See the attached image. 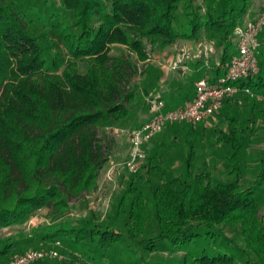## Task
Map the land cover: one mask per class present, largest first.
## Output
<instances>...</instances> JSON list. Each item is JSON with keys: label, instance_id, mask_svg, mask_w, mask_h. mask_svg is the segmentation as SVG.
Listing matches in <instances>:
<instances>
[{"label": "trees", "instance_id": "trees-1", "mask_svg": "<svg viewBox=\"0 0 264 264\" xmlns=\"http://www.w3.org/2000/svg\"><path fill=\"white\" fill-rule=\"evenodd\" d=\"M48 2L0 0V232L24 224L43 208L58 222L70 213L73 199L97 187L108 162L98 130L134 117L129 106L135 101L132 80L138 68L129 55H112L113 47L127 48L144 63L145 42L154 50L165 49L178 41L198 42L206 33L224 47L214 68L217 80L236 54L235 28L254 0H204L202 5L196 0ZM255 56L258 74L238 85L264 97V59ZM162 77L161 70L150 67L145 91L155 92ZM194 97L195 92L191 101ZM253 111L264 119L259 108ZM185 125L192 133L193 126ZM195 132L200 135L199 129ZM249 135L236 119L224 133L232 150L233 180L194 174L192 144L182 177L161 172L147 192L130 183V197H121L110 218L123 231L90 217L50 228L39 241L81 251L92 264H104V257L126 242L141 249L133 264H264L263 158L251 184L241 183ZM150 219L157 235L145 239ZM13 247L5 243L0 249V264ZM123 250L132 253L127 246ZM163 252L182 256L175 263L147 258Z\"/></svg>", "mask_w": 264, "mask_h": 264}, {"label": "rangeland", "instance_id": "rangeland-1", "mask_svg": "<svg viewBox=\"0 0 264 264\" xmlns=\"http://www.w3.org/2000/svg\"><path fill=\"white\" fill-rule=\"evenodd\" d=\"M48 1V5L53 2L59 5L60 0ZM203 1L196 0V3L202 5ZM262 3L263 0H254L249 17H253L259 13ZM44 31L45 29L42 27L38 30L39 33H43ZM198 42H202L203 44L208 43L209 51L205 57L198 58L199 56L196 50ZM198 42H188L186 44L188 49L191 48L190 51L193 60L187 62L189 69L184 74H180L177 70L172 69V66L178 63L179 53L183 49V41H178L171 47L156 50L152 49L151 45L145 42L149 60H146L144 63L140 62L135 54L129 53L127 48L113 47L111 51L112 55H129L131 61L138 68L132 80V86L135 88L136 93L135 101L129 106L133 114L135 112L134 117L125 121L113 122L109 126L98 130L97 137L105 147L108 162L99 174L97 187L82 194L79 198L73 199L70 213L64 219L53 222L49 209L43 208L35 212L24 224L7 227L0 232V249L5 243L14 244V247L7 255V259L3 262L4 264L8 262L9 257L13 254L24 253L31 249L48 250L54 247L57 248L52 242H40L39 236L45 234L48 229L58 227L62 223L76 225L80 220L93 217L94 221L99 224H112L115 229L123 231L121 223L116 221L112 222L110 218L113 216L121 197L123 195H126L128 198L130 197L127 193L130 183H133L135 186L139 185L147 192L153 189L160 181L159 176L161 172L173 177H182L185 173V162L188 157L190 145L192 144L195 151L194 162L192 163L194 174H209L214 181L227 182L233 180V175L230 173L233 165L229 160L232 150L229 149L225 142L226 139L223 137L224 131L228 133L231 128L229 119L228 124L221 123L217 126L205 128L204 131L199 125L196 127L193 126L192 133L190 134H187V130H184L185 124L169 126L153 139L155 141V148L146 152V159L137 174H131L118 166L126 158L129 144L126 137L114 132L119 128H137L139 126V119L135 118V115L138 110H143L145 95L147 93L145 91L146 72H148L149 68L154 67L163 72V77L158 83L157 91L164 90L162 94L167 95L170 92L178 93L179 91L194 89V76L198 72L199 67L203 66L201 72H209L220 63L224 54V47L218 44V39L203 33ZM255 52L257 56L259 55L264 59V31L258 38V47ZM180 60H183V58ZM84 70L85 68L80 64V71L84 72ZM167 70L171 72L170 75L172 78L165 75ZM210 73H212V70ZM213 77L215 79V70L213 71V76L209 78ZM228 102L231 109L233 108L234 110L237 107V111L234 110L231 113H235L238 117L237 122L240 127L245 126L250 131L251 123L254 122V127L257 125L258 128L250 135H264V119L252 116L253 107L264 110V101H258L245 94H238L236 100ZM261 120L263 121V125L260 123ZM196 129H201V131L199 130L200 135L195 132ZM262 158L264 159V149L259 152L255 150L254 154H246V156L243 155L241 157V163L243 164L241 183L243 186H248L254 180ZM112 166H115V170H113ZM155 167H159L161 171H151ZM261 195L262 208H264V192ZM156 235V222L150 219L146 225L143 237L145 239H151ZM29 238L33 239L31 243L22 242V240ZM237 240L241 241L240 238H237ZM126 246L132 251L130 255L128 251L123 250ZM57 250L62 258L51 260L50 264H92V261L86 260L81 251L69 250L62 244ZM140 255V248L133 247L132 244L129 245L126 242V244L116 247L110 256L104 257L103 262L104 264H133ZM181 256L182 253L168 254L167 252H163L150 254L147 258L151 261L175 263Z\"/></svg>", "mask_w": 264, "mask_h": 264}, {"label": "built area", "instance_id": "built-area-1", "mask_svg": "<svg viewBox=\"0 0 264 264\" xmlns=\"http://www.w3.org/2000/svg\"><path fill=\"white\" fill-rule=\"evenodd\" d=\"M264 31V0L259 13L252 19L235 28L234 43L236 54L231 58L225 74L217 80L204 75L195 82V97L184 106L166 109L164 101L154 102L153 116L137 128H119L114 133L126 137L129 144L126 158L118 165L131 174H137L142 163L146 159V152L150 142L165 128L175 124L197 125L204 128L210 126L209 121L223 108L225 102L234 101L238 94H245L258 101H264V97L253 94L249 89H241L239 82L252 77L259 72V63L255 56L258 47L259 35ZM183 44V49L178 56V63L172 66L180 74L187 73V62L193 60L190 49ZM198 58L205 57L209 51L208 43L198 42L196 46ZM183 58V60H180ZM149 60V59H148ZM115 170V166H112ZM117 168V167H116ZM118 169V168H117ZM59 242L55 246H59ZM57 248L27 250L24 253L15 254L8 264H37L45 259H61Z\"/></svg>", "mask_w": 264, "mask_h": 264}, {"label": "crops", "instance_id": "crops-1", "mask_svg": "<svg viewBox=\"0 0 264 264\" xmlns=\"http://www.w3.org/2000/svg\"><path fill=\"white\" fill-rule=\"evenodd\" d=\"M249 14H251V13H249ZM249 14L245 17L244 20L252 19V18H254L256 16L255 15L253 17H251V16L249 17ZM183 42L185 43V41H183ZM189 42H193V41H189ZM201 70H203V66L199 67V69L197 70L198 72L195 73L194 85H195V82L198 81L199 79H201L204 75H208L209 77L213 76V71H214L213 68L211 69L212 73H210L211 70L209 72H206V71H204V72L202 71L201 72ZM170 74H171V72L169 70H167L165 75L169 76L170 78H172ZM211 79L214 80V77L211 78ZM193 88H194V86H193ZM194 92H195V88L191 89V90H188V91H186V90L179 91L178 93L170 92V93H167V95H165V94L163 95L162 94V93H164V90L163 91L162 90H159V91L156 90L155 92H151L149 94L146 93L145 102L143 104V110L142 109L138 110L136 112V115H135V118L139 119V126L153 116V114H154V102L161 100V101L165 102L166 107L173 106L174 108H176L178 106H184V105L188 104L189 102H191V99L194 96ZM181 94H184V95H181ZM185 95H189V97L185 98ZM230 107L231 106L229 104H225L223 106V108L221 109V111L219 112V114H217V116H214V117H212V119H210V121H209L210 126L209 127L217 126V125H219L221 123L228 124V119L230 120V123H231V121L233 119L234 120L236 119L238 121V117L236 116V114L235 113H231L235 109L233 110V108L231 109ZM260 110L264 112L263 109H260ZM134 114H135V112H134ZM252 116H255V111H253ZM260 123H261V125H263V121L262 120L260 121ZM200 128L203 131L205 130L204 127H200ZM257 128H258V126L256 125L254 127V122H252L251 123L250 134H252L253 131H255ZM130 129H132V128H130ZM201 129H199V130L201 131ZM251 130H252V132H251ZM224 132H226V131H224ZM158 135H160V134H158ZM263 138H264V135H260V134L259 135H249L242 156L243 155L246 156V154H252V153L254 154L255 150H256V152H259L260 150L262 151L264 149V140H263ZM227 145H228L229 149H231L230 145L229 144H227ZM154 148H155V141L152 140L150 142V144H149V147H148L147 151L153 150ZM127 152H128V150H127ZM230 154H232V151H231Z\"/></svg>", "mask_w": 264, "mask_h": 264}]
</instances>
